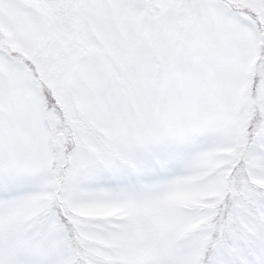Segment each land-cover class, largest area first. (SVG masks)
Instances as JSON below:
<instances>
[{
	"label": "snow or ice",
	"instance_id": "1",
	"mask_svg": "<svg viewBox=\"0 0 264 264\" xmlns=\"http://www.w3.org/2000/svg\"><path fill=\"white\" fill-rule=\"evenodd\" d=\"M0 264H264V0H0Z\"/></svg>",
	"mask_w": 264,
	"mask_h": 264
}]
</instances>
